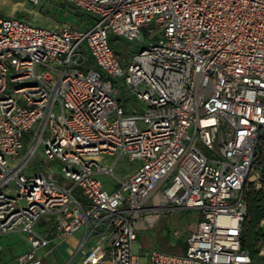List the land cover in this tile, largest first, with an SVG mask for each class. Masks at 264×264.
Returning a JSON list of instances; mask_svg holds the SVG:
<instances>
[{
    "label": "built area",
    "instance_id": "built-area-1",
    "mask_svg": "<svg viewBox=\"0 0 264 264\" xmlns=\"http://www.w3.org/2000/svg\"><path fill=\"white\" fill-rule=\"evenodd\" d=\"M64 1L95 24L0 14V236L30 243L18 263H38L49 241L37 225L51 221L65 236L85 230L80 264H264V0ZM110 32L148 41L125 62ZM122 78L144 112H126ZM41 147L48 168L27 172ZM105 155L140 164L120 179ZM249 191L263 211L254 255L242 244ZM178 209L199 214L185 252L134 253L140 232Z\"/></svg>",
    "mask_w": 264,
    "mask_h": 264
},
{
    "label": "rangeland",
    "instance_id": "rangeland-1",
    "mask_svg": "<svg viewBox=\"0 0 264 264\" xmlns=\"http://www.w3.org/2000/svg\"><path fill=\"white\" fill-rule=\"evenodd\" d=\"M0 14L27 20L33 25L45 26L54 30L70 27L78 30H87L95 24L96 20L94 14L83 11L64 0H42L39 6H34L25 0H0ZM109 40L117 49L123 60L127 62L131 61L134 53L140 51L145 46L148 37L145 34L141 41H132L118 37L110 32ZM85 48L87 50L86 46ZM114 81L119 90V99L123 102L126 112L130 113L135 109H138L139 112H144L145 105L129 89L125 83V79H115ZM27 144L30 146L31 142L29 141ZM45 157V149L41 147L36 156L32 159L27 172H39L48 168L45 163ZM20 160L21 159H18L17 162ZM14 163L15 162H12V166ZM100 164L107 167L116 165L115 175L120 179H125L133 173L139 165V162H133L125 155H105L100 158ZM62 167L61 163H55L53 166L50 165L51 170L56 173L58 178L60 177L59 174L62 172ZM105 178L111 180L112 184L116 181L111 176H106ZM62 183L71 186L69 181L62 180ZM75 193L80 195L82 194V190L77 188ZM194 211L193 209H178L164 215L151 231L140 232L138 241L134 244V253H150L155 246L180 253L181 248L185 247V242L191 234L192 228H190L189 224L195 219ZM52 225L53 223L51 221H41L37 225V231L44 233ZM176 230L182 233L180 239H177L174 235ZM260 232H262V230ZM140 244L142 248H140ZM25 246H27L25 238L17 237L13 239L10 245L11 248H9L10 256H4L3 264H19L17 263L15 250L24 249ZM140 264H145L144 256L140 257Z\"/></svg>",
    "mask_w": 264,
    "mask_h": 264
},
{
    "label": "crops",
    "instance_id": "crops-1",
    "mask_svg": "<svg viewBox=\"0 0 264 264\" xmlns=\"http://www.w3.org/2000/svg\"><path fill=\"white\" fill-rule=\"evenodd\" d=\"M136 169L133 171V173L136 171ZM132 174H130V176ZM97 176L99 179L102 180L105 188L108 191H113L116 188L117 186L116 181L115 183L112 184L111 180H108L105 178L106 176H110V175L99 173L97 174ZM194 216H195V219L193 220L192 223H195L197 219L199 218V214L197 211H194ZM195 229H196V226L194 224V226L192 227V230H195ZM42 234L49 242L43 247H41L40 249H38L37 255H36V261H38L37 264H80L81 259L83 258L84 255H86V253L88 252V248L92 244V242H89L83 248L80 246L83 236L85 234L84 229L76 232L73 235L65 236V235L57 233L54 225H52ZM17 237L25 238L23 234L18 233V232L0 236V262L2 264L4 263L3 262L4 256L6 257L10 256L9 248H11L10 247L11 241ZM25 240L27 241L26 238ZM30 248H31V245L27 241V246H25L24 249H19V250L14 249L16 257H17V261H18V257L26 253ZM5 253H7L8 255Z\"/></svg>",
    "mask_w": 264,
    "mask_h": 264
},
{
    "label": "trees",
    "instance_id": "trees-1",
    "mask_svg": "<svg viewBox=\"0 0 264 264\" xmlns=\"http://www.w3.org/2000/svg\"><path fill=\"white\" fill-rule=\"evenodd\" d=\"M247 200L249 211L246 221V228L243 234L242 244L245 249H247L251 254L254 255L256 253L257 237L259 234H261V228L258 227V224L263 216V211L260 204L261 197L259 195H256L255 192H247ZM186 248L187 243H185V247L181 248L180 253L185 252Z\"/></svg>",
    "mask_w": 264,
    "mask_h": 264
},
{
    "label": "water",
    "instance_id": "water-1",
    "mask_svg": "<svg viewBox=\"0 0 264 264\" xmlns=\"http://www.w3.org/2000/svg\"><path fill=\"white\" fill-rule=\"evenodd\" d=\"M262 229L264 230V226L262 227Z\"/></svg>",
    "mask_w": 264,
    "mask_h": 264
}]
</instances>
